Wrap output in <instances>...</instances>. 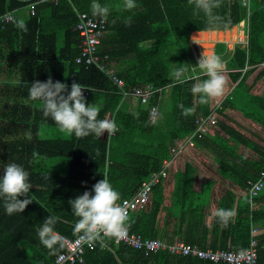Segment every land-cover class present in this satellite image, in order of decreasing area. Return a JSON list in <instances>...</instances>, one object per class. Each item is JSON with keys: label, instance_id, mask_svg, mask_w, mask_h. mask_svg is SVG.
<instances>
[{"label": "trees", "instance_id": "trees-1", "mask_svg": "<svg viewBox=\"0 0 264 264\" xmlns=\"http://www.w3.org/2000/svg\"><path fill=\"white\" fill-rule=\"evenodd\" d=\"M100 2L110 13L104 18L97 54L125 81V88L145 83L162 88L160 96H151L135 112L100 69L74 60L80 54V38L74 28L78 13L101 19L92 14V0H0V18L12 15L11 20L0 21V64L9 60L20 70L17 77L5 79L11 88L0 94V169L10 162L22 165L29 172L32 200L23 212L11 215L0 200V264H55L61 245L50 250L37 235L47 217L55 218L56 233L74 237L77 217L71 211V198L103 178L120 193L118 202L133 195L142 181L171 157V148L183 145L196 128V118L211 112V100L201 103L190 90L193 83L207 77L199 75L184 84L170 81L172 69L187 61L193 32L229 30L247 19L248 46L235 45L226 61V71L236 83L226 101L264 129V96L250 94L247 83L255 65L264 62V0H250V13L241 0H219L214 9L219 28L210 26L205 14L195 10L189 0H136L131 10L124 8V0ZM25 8L27 14L22 13ZM224 50L223 43L215 47L218 55ZM33 60L38 65L34 71L28 70L26 65ZM263 73L264 68L256 77ZM49 77L69 86L78 81L91 88L86 99L98 107V119L114 123L115 130H105L100 137L92 134L78 138L44 117L42 102L30 98L29 86ZM170 82L165 108L163 96ZM237 94L246 98L241 101ZM153 104L159 105V115L151 122L148 116ZM186 109L191 111L185 114ZM228 132L234 135L237 130L229 127ZM203 139L215 147L218 172L245 191L248 181L256 180L264 171V154L257 160L243 158L241 163H232L228 153H234L228 145L207 134L195 142ZM195 172V166L186 162L175 173L174 202L163 227L158 222L164 203L162 180L153 187L147 208L130 212L128 229L144 237L178 238L202 248L235 251L248 247L254 236L258 264H262L264 241L259 238L264 233H252V227L261 225L264 229V201L260 203L256 196L252 205L247 191L237 200L234 193L227 192L220 198L216 213L230 210L234 215L224 223L215 213L209 224L205 194L193 189ZM168 225L173 226L169 231ZM84 258L85 264H228L167 251L145 254L123 243L114 244L113 238L95 242L86 249Z\"/></svg>", "mask_w": 264, "mask_h": 264}, {"label": "clouds", "instance_id": "clouds-1", "mask_svg": "<svg viewBox=\"0 0 264 264\" xmlns=\"http://www.w3.org/2000/svg\"><path fill=\"white\" fill-rule=\"evenodd\" d=\"M194 9L203 12L213 28L221 26L214 9L219 6V0H189ZM125 9L136 7V0H124ZM92 14L106 18L110 9L100 0H92ZM196 67L206 79L198 80L191 86L193 95H197L201 103H208L211 99L220 97L224 92L226 77L223 74L224 61L215 53L203 52L197 62L193 64L180 63L172 69L171 80L184 84L192 79L190 71ZM85 87L78 81L69 86L67 82L53 80L49 77L45 81L36 80L29 86V96L32 100L42 102V114L52 121L65 133L75 137L96 135L100 137L105 130L112 132L115 124L98 119L99 109L90 103L85 95ZM191 109H186L188 114ZM31 183L29 172L16 162L6 163L0 169V200L4 202L7 214L23 212L32 201L30 197ZM120 193L112 183L103 178L92 185L90 190L69 200L71 211L77 220L74 233L78 239L86 244L103 243L105 238H121L127 230L128 212L118 204ZM216 215L227 223L234 215L230 210H219ZM56 220L47 217L37 230L40 243L50 250L62 244L60 235L55 231Z\"/></svg>", "mask_w": 264, "mask_h": 264}, {"label": "crops", "instance_id": "crops-1", "mask_svg": "<svg viewBox=\"0 0 264 264\" xmlns=\"http://www.w3.org/2000/svg\"><path fill=\"white\" fill-rule=\"evenodd\" d=\"M246 1L248 6H245L243 4V0H241V3L247 8L248 13H250V0ZM22 13H28L26 12V8L22 11ZM246 25L247 19L245 18L237 26L229 30L193 32L190 37V42L188 44V53L186 61V63L194 65L203 52L215 53V47L218 43L225 44V50L222 54H220L224 61L223 74L226 77L224 92L220 97L211 99V111L216 114L217 122L215 125L209 128L207 136L217 140L218 142H222L225 145H228L227 147H229L230 151L234 153L233 155L228 153V158L232 163H241L239 159L243 158L257 160L261 155L264 154V129L262 128L261 124L245 116L240 110L234 108L226 101V99L230 97V94L234 86L236 85V83L231 81L228 72L226 71V61L233 54L235 45L240 44L242 47L247 48L248 35ZM243 40L247 41L246 46L243 45ZM260 63H257L255 65L256 67H254V71L249 76L247 83L250 85V94L264 96V73L263 75L258 76V78L256 77L260 73L261 69L264 68V65L262 66ZM23 65H26V63H24ZM37 65L38 63L33 60V63L32 61H29L26 67L28 70L34 71V68ZM189 75L192 78H197L199 75H201V73L198 68L193 67ZM170 81L172 80L170 79ZM171 83L172 82L167 85L164 91L165 93L163 96V105L165 108L168 105ZM237 97L239 100L243 101L246 98V95L241 96L237 94ZM125 102L130 103L132 105V101L130 100H125ZM135 110L136 108L132 105V112H135ZM229 127L236 129L237 133H235L234 135H230L228 132ZM214 148L215 147L209 139H203L198 143L195 142L193 146L183 147L179 151V153L170 161L168 166V175L166 176V178L163 179L161 184L162 192L164 194V203L162 205L158 220L160 228L163 227L167 212L169 208L172 207L174 202L175 173L178 169H181L186 162H190L195 166L196 172L193 179V189H195V191L198 193L205 194V198L208 202L207 210L210 211V216L207 220L209 224L212 223V218L218 209L220 198L225 193H234L236 196V200L238 199V197L246 193L245 189L240 188L236 185L235 182L225 178L218 172V163L215 157V153L213 152ZM262 157H264V155ZM257 198L260 203L264 201V185L258 193ZM251 204L255 205L254 202ZM172 228V225L171 227H169L168 225L166 230L169 231ZM252 230H255V233H264V229L261 225L253 226ZM157 239H161L164 242L168 243L183 241L178 238H175L172 241H168L164 238ZM259 239L264 241L263 236ZM261 248H264V243L263 247ZM62 250L63 248L61 246V251ZM145 254L148 253L145 252ZM262 264H264V259H262Z\"/></svg>", "mask_w": 264, "mask_h": 264}, {"label": "built area", "instance_id": "built-area-1", "mask_svg": "<svg viewBox=\"0 0 264 264\" xmlns=\"http://www.w3.org/2000/svg\"><path fill=\"white\" fill-rule=\"evenodd\" d=\"M243 4L247 5V1L243 0ZM34 7L31 6L30 12L33 13ZM10 13L4 14L0 18L1 24L11 20ZM105 20L94 18L85 12L78 13V21L75 25V30L80 38V54L75 57L76 63H85L86 65H94L100 69L110 81L117 87V93L121 94L122 100L132 101V105L137 108L139 104H146L153 95L160 96L162 88H156L151 83H145L138 86L125 88V81L120 78L112 66H108L103 58L97 54L98 44L103 34ZM243 45H247V41L243 40ZM262 66L264 62L260 63ZM83 89L84 95H88L91 88ZM159 115V105L153 104L149 110L148 119L154 122ZM196 128L187 137L183 145L179 148H171V157L163 161L162 167L158 171H154L151 175L142 181L138 190L130 197L123 198L118 204L123 206L128 215L134 210L142 211L147 208L151 198L153 187L160 183L168 175V166L170 161L179 153L185 146H193L196 139L207 134L209 128L216 124L217 117L214 112H210L205 116H199L196 119ZM264 184V171L260 172L259 178L248 181L246 191L253 203V199L258 195ZM255 233V230H252ZM60 235V234H58ZM62 240V248L55 257V264H85L84 253L87 248H92L94 243L89 245L81 242L78 235L68 237L60 235ZM115 244L123 243L136 249L149 252L167 251L171 254H180L192 256L202 260L217 262H226L228 264H258V242L253 236L250 239L249 246L243 250L230 249H213L211 247L202 248L196 244L177 241L173 243L164 242L157 238H146L139 233L131 232L128 227L126 233L121 238H113Z\"/></svg>", "mask_w": 264, "mask_h": 264}, {"label": "rangeland", "instance_id": "rangeland-1", "mask_svg": "<svg viewBox=\"0 0 264 264\" xmlns=\"http://www.w3.org/2000/svg\"><path fill=\"white\" fill-rule=\"evenodd\" d=\"M13 62H9V60L3 61L2 64H0V94L2 92H7L11 86L5 85L6 81L5 79L8 77L15 78L17 77L16 72L20 71L16 67L14 68ZM13 66V67H12ZM10 72L7 73V72Z\"/></svg>", "mask_w": 264, "mask_h": 264}]
</instances>
